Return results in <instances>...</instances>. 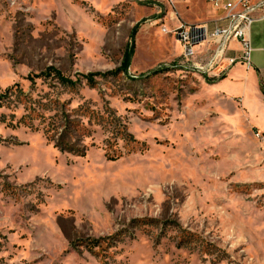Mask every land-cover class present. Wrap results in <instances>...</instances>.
I'll return each mask as SVG.
<instances>
[{
  "label": "rangeland",
  "instance_id": "1",
  "mask_svg": "<svg viewBox=\"0 0 264 264\" xmlns=\"http://www.w3.org/2000/svg\"><path fill=\"white\" fill-rule=\"evenodd\" d=\"M171 15L0 0V264H264V137Z\"/></svg>",
  "mask_w": 264,
  "mask_h": 264
},
{
  "label": "crops",
  "instance_id": "2",
  "mask_svg": "<svg viewBox=\"0 0 264 264\" xmlns=\"http://www.w3.org/2000/svg\"><path fill=\"white\" fill-rule=\"evenodd\" d=\"M177 15L185 24H199L214 26L222 15L214 10L207 0H185L179 3ZM184 5V6H183ZM192 11L193 14H190ZM197 14V15H195ZM177 20L174 22L177 24ZM253 46L251 66L242 63L228 65L222 61L208 72V90L219 98L229 100L244 114L253 130L264 137V10L257 14L248 32ZM200 51L205 59H209L210 49L207 43H202ZM241 46L237 41L229 43L227 56L240 54Z\"/></svg>",
  "mask_w": 264,
  "mask_h": 264
},
{
  "label": "built area",
  "instance_id": "3",
  "mask_svg": "<svg viewBox=\"0 0 264 264\" xmlns=\"http://www.w3.org/2000/svg\"><path fill=\"white\" fill-rule=\"evenodd\" d=\"M184 1L165 0L170 8L172 21H178L170 32L176 35L183 58L189 61L199 57L201 54L199 46L202 43H207L211 51L206 62L190 63L191 69L208 73L213 66L222 61H226L228 65L242 63L247 67L251 66L253 46L248 32L257 20V14L264 10V0H207L214 10L222 13L212 27L181 22L177 15V4ZM163 31L167 33L168 29L164 27ZM232 41L240 44L241 51L236 56H227V49ZM257 135L261 136L259 133Z\"/></svg>",
  "mask_w": 264,
  "mask_h": 264
},
{
  "label": "trees",
  "instance_id": "4",
  "mask_svg": "<svg viewBox=\"0 0 264 264\" xmlns=\"http://www.w3.org/2000/svg\"><path fill=\"white\" fill-rule=\"evenodd\" d=\"M129 58H130V53L127 55V58H126V64H128V62H129ZM55 74H56V77L61 81V82H65V81H67V80H65L64 79V77L59 73V72H55ZM89 82H92V81H89ZM1 98V97H0ZM70 150H72V148H71V146H70ZM107 154H109L108 152H107ZM113 157V156H112Z\"/></svg>",
  "mask_w": 264,
  "mask_h": 264
}]
</instances>
